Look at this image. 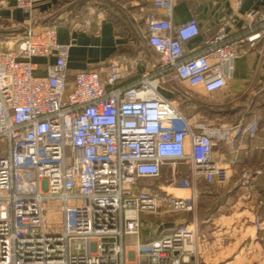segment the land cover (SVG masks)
<instances>
[{
	"label": "built area",
	"instance_id": "built-area-1",
	"mask_svg": "<svg viewBox=\"0 0 264 264\" xmlns=\"http://www.w3.org/2000/svg\"><path fill=\"white\" fill-rule=\"evenodd\" d=\"M36 1L16 0L26 21L0 44V264H199V223L174 217L195 211L198 181L246 186L260 173L236 158L215 160L213 151L244 134L255 138L264 113L205 123L156 86L182 99L189 95L182 86L206 95L224 89L239 57L264 59V10H248L239 29L229 17L190 53L198 19L172 24L175 0H152L163 14L144 17L151 66L118 85L132 73L128 59L69 78L72 41L39 24ZM37 58L52 60L41 66ZM251 147L264 153V143ZM177 188L189 193L175 195ZM254 221L249 244L260 230Z\"/></svg>",
	"mask_w": 264,
	"mask_h": 264
},
{
	"label": "crops",
	"instance_id": "crops-1",
	"mask_svg": "<svg viewBox=\"0 0 264 264\" xmlns=\"http://www.w3.org/2000/svg\"><path fill=\"white\" fill-rule=\"evenodd\" d=\"M236 6L237 0H175L170 20L172 24H179L193 16L198 19L201 33L186 44L193 53L229 17L239 29L248 10H264V0H240L234 14ZM35 9L43 15L39 24L56 26L59 42L72 41L67 61L70 79L79 70L94 69L111 60L128 59L133 63L132 73L118 83L127 85L151 66L153 57L144 43V17L150 11L156 16L163 14L162 10L153 7L152 0H37ZM25 21L26 14L16 7V0H0V44L9 41V31ZM147 52L150 56L145 60ZM50 60L37 58L36 62L43 66ZM37 72L42 73V68ZM156 87L179 106L182 98L169 89ZM192 90V99L200 102L195 95L202 93L201 89ZM218 93L223 99L212 104L215 106V123L231 124L241 117L249 121L254 113H264V59L256 52L239 57L235 62L234 77ZM252 104H255L254 108ZM199 114L196 112L193 116ZM260 126L255 138L244 134L234 147L222 143L213 151L215 160L236 158L240 166L259 169L260 173L253 174L246 186H240L236 178L224 187L198 181L195 211L174 218L175 223L194 219L199 223V264H264V153L251 147L254 143H264V122ZM164 170L167 172V167H163ZM176 191L189 193L182 188L174 189L172 193ZM205 203L207 205L203 206ZM254 219L260 230L258 239L249 244V236L256 232ZM204 232L208 235L207 240ZM146 233V229L142 231L141 239ZM206 244L208 249H219L216 253L207 251L208 256L204 257Z\"/></svg>",
	"mask_w": 264,
	"mask_h": 264
},
{
	"label": "rangeland",
	"instance_id": "rangeland-1",
	"mask_svg": "<svg viewBox=\"0 0 264 264\" xmlns=\"http://www.w3.org/2000/svg\"><path fill=\"white\" fill-rule=\"evenodd\" d=\"M149 53H145V60L149 59ZM167 86V87H166ZM170 86L169 85H158V88L159 89H167L169 88ZM184 87L185 91L187 92V94L189 95H194L193 93V90L190 89V88H187V86H182V88ZM189 95H186L185 94V97L182 99V101L179 103V106L180 108L186 113L187 116L189 117H192L194 114H196V112H200V118L202 121H204L205 123L207 122H214L213 121V116L215 115V106L212 105L214 103H217L219 102L220 100H222V95L221 94H212V95H206V94H202V93H199L197 95H195V97L199 98L200 102H194V100L192 99L191 96ZM250 105V104H249ZM251 106H253V108L255 107V104H252ZM224 109H227V107H225ZM217 124V122H216ZM177 170L179 172H182V170H184V167L182 165H177ZM168 172V171H167ZM166 172V170H164V172L162 173V176H161V182H164L167 178V175L168 173ZM187 194V193H185ZM203 199H207V198H203ZM206 202V201H205ZM207 203V202H206ZM203 204V206H206L207 204ZM177 216V215H176ZM175 216V217H176ZM49 219H53L55 218V215H53L52 213L48 215ZM174 217V218H175ZM146 219H149V220H153V217H147ZM205 236V232L203 234ZM201 238V235L199 236V240ZM204 238H208V235H206ZM205 241V243H207V241ZM206 247H207V244H206ZM209 247L205 248L204 250V254L203 256L204 257H207L208 254H207V251L208 252H211V251H214V253H216L215 251L218 250V249H208Z\"/></svg>",
	"mask_w": 264,
	"mask_h": 264
},
{
	"label": "bare ground",
	"instance_id": "bare-ground-1",
	"mask_svg": "<svg viewBox=\"0 0 264 264\" xmlns=\"http://www.w3.org/2000/svg\"><path fill=\"white\" fill-rule=\"evenodd\" d=\"M175 195H178V196H183V195H187V194H185V193H182V192H178V191H176V192H173Z\"/></svg>",
	"mask_w": 264,
	"mask_h": 264
}]
</instances>
